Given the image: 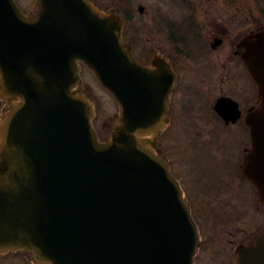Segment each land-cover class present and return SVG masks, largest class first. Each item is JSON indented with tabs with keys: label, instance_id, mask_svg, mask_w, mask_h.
Returning <instances> with one entry per match:
<instances>
[{
	"label": "water",
	"instance_id": "1",
	"mask_svg": "<svg viewBox=\"0 0 264 264\" xmlns=\"http://www.w3.org/2000/svg\"><path fill=\"white\" fill-rule=\"evenodd\" d=\"M123 22L89 0H37L24 15L0 0V253L26 250L39 264H193L198 235L165 162L158 73L134 60ZM243 56L264 100V37ZM83 62L120 110L100 143L82 95ZM150 85V86H149ZM229 101L216 109L221 116ZM264 124V109L252 116ZM245 175L264 201V152ZM238 264H264V239Z\"/></svg>",
	"mask_w": 264,
	"mask_h": 264
},
{
	"label": "flooded vegetation",
	"instance_id": "2",
	"mask_svg": "<svg viewBox=\"0 0 264 264\" xmlns=\"http://www.w3.org/2000/svg\"><path fill=\"white\" fill-rule=\"evenodd\" d=\"M91 1L102 10L117 7L121 11L125 21L124 39L132 46L134 57L142 65L160 64L162 70L158 72L163 77L168 75L163 63L172 71L174 84L167 103L169 126L159 136L162 155H169V151L173 155V142L202 148L199 147L202 145L199 136V100H209L203 96L213 94L217 100L227 98L239 105L240 120L236 124H222V133L232 139L223 141L221 146L217 141V145L212 147L221 149L224 158L230 157L227 165L219 164L217 169L227 176H233L243 190L253 193L254 189L243 178L241 169L246 156L254 152V141H259L262 135L252 133L256 127L246 124L245 119L251 111L261 108L262 101L255 93L242 60L245 49L241 47V42L247 35L264 33V13L262 23L252 28V0H163L164 8L151 12L146 5L138 4V14L119 5L118 0L114 3L111 0ZM127 2L123 0L122 3L125 5ZM140 8H143L142 12ZM145 15L149 16L152 25L148 47L136 44L134 28H129L134 16ZM204 52L208 54V60H201ZM89 90L88 86L83 87L84 93ZM4 106L0 101V112ZM203 148L207 149L206 154L212 165L216 156L208 144ZM203 175L206 176L200 179L201 189L198 177L195 190L186 191L202 234L199 264H215V258L223 256L222 252L229 258L226 260L223 256L224 264H234L238 251L252 245L258 236L264 234V225L257 227L253 221L241 220L239 214L229 215L227 208L219 206L221 192L209 186L208 178L212 173ZM255 208L264 211V204H257L255 200ZM30 260L28 255L22 253L0 256V264H32Z\"/></svg>",
	"mask_w": 264,
	"mask_h": 264
},
{
	"label": "rangeland",
	"instance_id": "3",
	"mask_svg": "<svg viewBox=\"0 0 264 264\" xmlns=\"http://www.w3.org/2000/svg\"><path fill=\"white\" fill-rule=\"evenodd\" d=\"M23 1V0H21ZM33 1V0H31ZM117 0H111V2H116ZM128 2L124 5L123 0H118L119 5L122 7L133 10V12L138 14L137 11V5H146L149 9H147L149 12L154 10H159L164 8V2L163 0H127ZM259 3H256L255 0L251 1L252 6V28H254L255 25L261 24V20L263 18L264 13V0L257 1ZM26 4V2H24ZM112 9H115V7H112ZM148 15L137 17L134 16L133 24L129 26V28H134V41L136 44H145L147 47L148 42L152 35V25L151 21L148 19ZM160 22V20H158ZM157 24V23H156ZM139 42V43H138ZM208 60V54L203 53L201 60ZM83 78L85 80V83L88 84L91 87V91L89 92L92 97L93 102L95 103L97 107V127L101 128L103 124H109L112 125V121L114 118V115L117 114L118 108L116 103L114 102L113 98L103 91L101 87H98L94 84V82L91 80V76L88 73H83ZM204 98H208L209 100H202V102H199V136L203 138L206 143L209 142L210 145H217V141L220 143L219 146H221V143L223 141H230L232 138L229 137L226 133H221L219 135H216V131L218 129L217 125L218 123H215L211 116L208 113L207 107L210 104H214V101L217 99V97H214L213 94ZM215 139V141H214ZM213 143V144H211ZM205 143H202L199 147L204 146ZM225 144V143H224ZM176 147V146H175ZM190 148H196L187 146L186 148H176V156H173L169 151V156L173 162V167L179 166L176 164L178 162L177 158L184 157V162L181 164L180 168L183 173V176L188 177L192 174V170L190 169V164L194 163L195 170L199 168V180L203 178V173L201 172V166H205V158H204V152L202 149H199L198 151H194L189 153L188 150ZM211 152L216 156V160L213 161L211 168V173L213 178H208V181L212 186L221 192V195L218 198V203L220 207L227 208V213L229 215L231 214H239L241 216V220H248L253 221L254 224L259 227L264 225V211H259L255 208V200L256 196L253 192H248L247 190H243V186H239V181L235 180V178L232 176H227L226 173L221 172L217 169V166L219 164L224 163L227 165V163L230 161V157L224 158L223 154L221 153V149H217L216 147H210ZM190 151V150H189ZM184 152L185 155H184ZM221 153V154H220ZM175 159V160H174ZM227 167V166H226ZM206 172H208V169L205 167ZM194 171V170H193ZM177 173H180L179 170H177ZM198 176V172L194 171V177L196 178ZM196 183V182H195ZM199 182V188H200ZM189 184V181L187 182ZM191 187V185L189 186ZM201 189V188H200ZM222 255L228 260L226 253L222 252ZM223 256H218L215 258L214 263L215 264H224V258ZM220 260V262H218ZM197 264H199V260L197 259Z\"/></svg>",
	"mask_w": 264,
	"mask_h": 264
}]
</instances>
